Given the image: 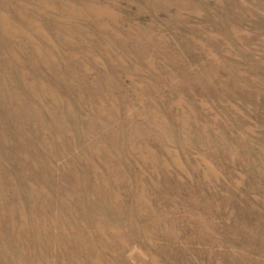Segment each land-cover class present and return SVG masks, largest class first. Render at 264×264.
Segmentation results:
<instances>
[{"label": "rangeland", "instance_id": "374dc122", "mask_svg": "<svg viewBox=\"0 0 264 264\" xmlns=\"http://www.w3.org/2000/svg\"><path fill=\"white\" fill-rule=\"evenodd\" d=\"M0 264H264V0H0Z\"/></svg>", "mask_w": 264, "mask_h": 264}]
</instances>
